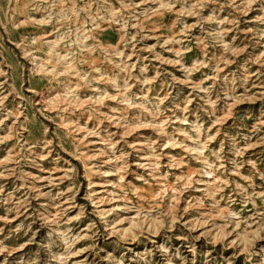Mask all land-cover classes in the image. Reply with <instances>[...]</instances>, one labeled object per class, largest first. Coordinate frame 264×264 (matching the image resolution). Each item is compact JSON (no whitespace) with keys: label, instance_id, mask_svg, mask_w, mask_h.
I'll list each match as a JSON object with an SVG mask.
<instances>
[{"label":"rangeland","instance_id":"374dc122","mask_svg":"<svg viewBox=\"0 0 264 264\" xmlns=\"http://www.w3.org/2000/svg\"><path fill=\"white\" fill-rule=\"evenodd\" d=\"M0 264H264V0H0Z\"/></svg>","mask_w":264,"mask_h":264},{"label":"bare ground","instance_id":"6f19581e","mask_svg":"<svg viewBox=\"0 0 264 264\" xmlns=\"http://www.w3.org/2000/svg\"><path fill=\"white\" fill-rule=\"evenodd\" d=\"M59 39H60V38H57V37H56L55 40H53V41H51V42H47L48 48H49L50 50H52V51H57V49H56V45H57ZM116 54H117V56H120V51L117 52ZM59 57H61L63 61H66V56H65V55H59ZM35 65H36V64H35Z\"/></svg>","mask_w":264,"mask_h":264}]
</instances>
